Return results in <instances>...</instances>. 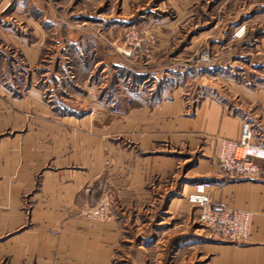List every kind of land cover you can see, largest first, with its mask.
I'll list each match as a JSON object with an SVG mask.
<instances>
[{"label": "crops", "instance_id": "crops-1", "mask_svg": "<svg viewBox=\"0 0 264 264\" xmlns=\"http://www.w3.org/2000/svg\"><path fill=\"white\" fill-rule=\"evenodd\" d=\"M179 4L162 0L150 8L151 14L176 12L172 19L167 14L149 21L157 32L150 67L174 40V27L187 23L183 12L191 2L180 4L182 12ZM257 6L231 23L234 30L264 15L257 10L264 0ZM119 7L95 16L69 13L102 26L116 39V51L94 35L62 28L44 0H0V133L9 132L0 138V202L10 203L0 207V228L22 225L27 216L32 224L7 239L0 258L6 256L7 264H112L125 231L121 219L183 214L195 207L186 199L193 184L207 180L213 203L245 210L251 219L246 239L221 240V263L264 264V162L257 160L260 178L232 177L217 164L219 141L239 140L244 121L252 125V142L264 146V77L245 80L252 78L253 50L263 51L264 36L239 35L233 41L240 48L228 59L197 66L216 80L224 71L228 83L214 97L194 98L199 92L183 81L192 67L188 59L155 63V69L149 61L128 64L121 26L132 13L125 14V2ZM226 37L213 41L230 42ZM193 40L189 36L170 58ZM239 71L246 76L240 79ZM91 107L106 110L102 122L89 118ZM195 152L201 157L181 172V161L190 157L180 154ZM176 176L190 182L176 190ZM99 180L108 188L112 212L90 219L80 211L95 202L91 187ZM23 199L32 206L27 215L18 206Z\"/></svg>", "mask_w": 264, "mask_h": 264}, {"label": "rangeland", "instance_id": "rangeland-1", "mask_svg": "<svg viewBox=\"0 0 264 264\" xmlns=\"http://www.w3.org/2000/svg\"><path fill=\"white\" fill-rule=\"evenodd\" d=\"M44 1L53 8L56 18L59 19L58 23L63 25L61 26L62 28L67 26L71 27L72 32L84 31L92 36L94 35L102 44L116 51H119L115 44L116 39H113L111 35L102 28V26L94 24L91 21L83 22L81 19L73 18L69 13L72 10L78 13L92 14L94 16L97 15V12H103L104 10L105 12L110 10L109 12L113 13L115 11H120L121 7H119V5H121L122 2H125L126 7L128 8V11H126L125 14L129 16V14L131 15L132 13V15L128 17V22L125 23L124 26H121L123 31L121 33L122 41L120 42L125 45V49L131 51L130 56L125 55L122 52V55L128 60H126L128 64L138 67V65L144 64L145 61H149V66L147 65V67L155 69V63H158L159 65L167 64L170 66L182 63L183 59H188L192 67L190 73L185 74V79H183V81L190 83L189 87H194L197 92H199L194 98H202L206 95L214 97L221 88V83L223 82L225 85L228 83V79L225 78L228 74L224 71H221V73H218L219 71L217 72L218 75L221 76L217 77L216 80L214 75L212 76V74H208L207 72L198 69L197 66L200 64L212 66L213 63L217 62V58L222 60L228 59L230 55L234 53V48H240V45L236 44L237 42H234L233 40L239 37L241 38L244 34L252 36L256 31H263L264 33L263 13L261 16L254 18V20L247 21L245 29L243 25L236 30L231 26V23L233 24L236 18L239 19V21H237L238 23L242 18L247 17H241L243 12L251 13L256 11L255 9L258 7L257 4L262 0H194V4H192V0H171L184 5L191 2L186 8L187 11L183 12L184 14H188L185 18L187 23L179 26L178 29L177 27H174V40L168 48H164L165 50L163 49V55L158 57L157 62L150 67L149 63L151 59H153L152 50L156 45L157 32L149 21L151 19L154 20V17H161L167 14L171 19L176 17V12L173 9L162 12L155 11L151 14L150 8L154 6L153 4L161 2L162 0ZM57 4H60V6L56 7ZM184 5H182V8L181 6L179 7L181 12L184 10ZM190 9L191 12H189ZM257 10L263 12L264 9L258 8ZM181 12L177 11L179 14ZM235 33H237V35ZM194 35L196 36L192 37ZM223 35H227L226 39L231 38L230 42H220L221 44L214 43L216 42L213 41L214 39H219L223 37ZM189 36L192 40L194 39L190 44V47L185 50L183 54L181 52L178 58L171 59L169 56L171 55L170 53L173 52V54H175L182 48L183 44H187ZM259 36H264V34L258 35V37ZM137 43L139 45L135 46ZM49 44L50 43L48 42V45ZM243 49H245V47ZM256 50L257 48L253 50L254 56L252 58L255 62L254 65L256 66L253 70L254 72L249 71L252 73V78H246L245 80L256 81L260 80L261 77H264V49H262L263 51ZM237 76L242 79L246 74L239 71ZM201 84L209 85L210 88H208V90L211 92H206L205 88H200L199 86ZM200 91H204V93L200 94ZM190 94H193V92ZM92 108H101V115H90L89 113ZM88 115L92 121L102 122L106 116V110L103 107H91L88 111ZM7 134H9L8 131L0 133V138ZM180 156L190 157L187 161H181L179 167L181 172L193 167L198 157H201L196 152L191 153V155L180 154ZM199 172L200 170L197 168L196 170L192 169L189 174L194 175ZM183 181L190 182V179L182 178V176L175 177L176 190L182 188L179 185ZM93 187L94 192L92 196L95 199V202H91V204H87L81 209L80 213L83 215H85V210L94 208L102 199L107 198L109 200L110 193L108 188L104 185L103 180H99L95 185H92L91 188ZM112 200H114V198ZM187 201L183 200V202ZM165 203L166 202L163 204L160 203L158 209H162ZM112 204L113 203L109 200V205L112 206ZM18 206H21L22 209L24 207L26 215L30 212L32 207L27 199H23L22 202L18 203ZM0 207L2 209L9 208L10 203L0 202ZM193 208H189V211H186L183 214L179 210L180 213L175 211L174 214L170 212L163 214L160 212V217H148V215H143L138 218L137 221L131 216L121 219L125 222V231L122 236V241L118 244V248L114 251L112 256V264H222L220 261V254L222 253L223 247H220L219 244H223L224 242L221 241L222 239L219 235L210 232L199 223L197 219L198 211L194 212L196 207ZM111 210L112 209H110V212H112ZM25 219L26 221L22 225L15 227L3 225L2 228H0V247L5 248L8 238L16 236L32 226L29 217L27 216ZM6 221H8V219H6ZM224 241L229 242V240ZM0 264H7L6 256L0 258Z\"/></svg>", "mask_w": 264, "mask_h": 264}, {"label": "built area", "instance_id": "built-area-1", "mask_svg": "<svg viewBox=\"0 0 264 264\" xmlns=\"http://www.w3.org/2000/svg\"><path fill=\"white\" fill-rule=\"evenodd\" d=\"M237 35V33H235ZM137 43L135 46H138ZM125 55L130 56L131 51L123 50ZM206 92L209 85H200ZM204 91H200L203 94ZM202 96V95H201ZM208 96V95H206ZM211 96V95H210ZM204 97V96H203ZM114 105L115 102H112ZM101 108L90 110V115L100 116ZM254 137L250 122L242 123L239 140L221 139L217 153V164L221 170L232 177L260 178L262 168L257 160L264 162V146L252 142ZM212 182L200 181L193 184L192 191L188 194V202L197 208L199 223L212 233L220 236L223 240L240 241L250 235L251 219L245 210L223 207L213 203L210 188ZM108 199H102L94 208L84 211L90 219H101L110 214Z\"/></svg>", "mask_w": 264, "mask_h": 264}, {"label": "trees", "instance_id": "trees-1", "mask_svg": "<svg viewBox=\"0 0 264 264\" xmlns=\"http://www.w3.org/2000/svg\"><path fill=\"white\" fill-rule=\"evenodd\" d=\"M263 34H264L263 31H256L254 33V36L263 35Z\"/></svg>", "mask_w": 264, "mask_h": 264}]
</instances>
